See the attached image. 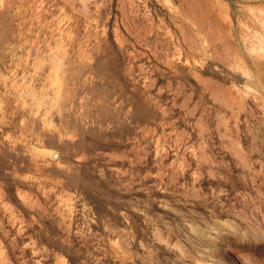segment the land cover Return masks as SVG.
Returning <instances> with one entry per match:
<instances>
[{"label": "rangeland", "instance_id": "rangeland-1", "mask_svg": "<svg viewBox=\"0 0 264 264\" xmlns=\"http://www.w3.org/2000/svg\"><path fill=\"white\" fill-rule=\"evenodd\" d=\"M0 264H264V0H0Z\"/></svg>", "mask_w": 264, "mask_h": 264}]
</instances>
